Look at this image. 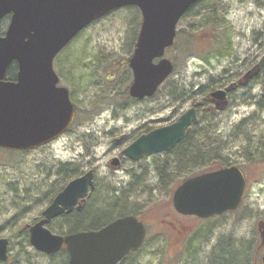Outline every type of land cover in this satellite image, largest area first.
<instances>
[{
	"label": "rangeland",
	"instance_id": "obj_1",
	"mask_svg": "<svg viewBox=\"0 0 264 264\" xmlns=\"http://www.w3.org/2000/svg\"><path fill=\"white\" fill-rule=\"evenodd\" d=\"M195 13L200 15L189 16L177 26V31L186 33L180 43L196 35L189 43L193 53L150 99L130 102L124 97L129 72L123 63L128 64L141 25L135 8L120 9L92 23L56 56L54 72L59 86L70 91L78 120L64 135L38 149L13 154L0 150V238L9 242L8 259L0 264H64L62 254L36 252L19 231L37 221L74 173L77 178L88 171L94 175L95 189L102 193L91 194L86 208H99L109 200L108 192L117 190L118 197L129 196L130 209L145 223L143 247L122 264H227L231 256L237 259L233 264L245 263L247 250L239 248L238 241L254 237L256 222L264 218V161H252L264 152V109L258 110L255 104L264 108V0H203ZM206 17V23L217 22L223 32L222 44L212 51L206 34L214 24L207 25ZM200 32L203 39L198 38ZM175 42L165 53L171 62ZM259 63V80L250 89L236 91L228 111L216 117L206 112L199 118L215 119L212 136L220 143L218 154L245 175L238 211L200 222L180 218L172 209L171 197L160 191L152 157L137 163L123 159L117 170L107 167L112 158H121L120 152L132 140L175 122L220 82L232 88V82ZM190 90L185 102L174 98ZM164 158L160 155L154 165ZM67 164L73 166V174L62 168ZM86 227L81 224L80 230ZM184 227L191 231L181 237L176 231ZM49 228L65 234L70 229L62 217ZM239 254H244L240 262Z\"/></svg>",
	"mask_w": 264,
	"mask_h": 264
},
{
	"label": "water",
	"instance_id": "obj_2",
	"mask_svg": "<svg viewBox=\"0 0 264 264\" xmlns=\"http://www.w3.org/2000/svg\"><path fill=\"white\" fill-rule=\"evenodd\" d=\"M199 0H0V20L10 23L0 37V149L26 152L47 145L70 127L75 109L67 89L58 87L54 58L88 25L109 13L135 7L141 25L128 60L132 99L151 98L170 77L173 65L165 52L173 47L177 25ZM16 62V82H4L8 66ZM231 89V88H229ZM224 91L210 94L224 103ZM196 122L190 109L175 122L137 138L122 154L131 161L167 153L183 141ZM118 165L113 159L111 166ZM91 171L70 181L28 226L29 245L52 256L64 248L67 264H117L143 245L146 229L134 216L107 226L66 236L51 233L48 225L73 211H81L92 192ZM245 178L237 167L206 172L183 181L174 191V210L207 219L235 211L241 204ZM9 242L0 238V263L8 259Z\"/></svg>",
	"mask_w": 264,
	"mask_h": 264
},
{
	"label": "trees",
	"instance_id": "obj_3",
	"mask_svg": "<svg viewBox=\"0 0 264 264\" xmlns=\"http://www.w3.org/2000/svg\"><path fill=\"white\" fill-rule=\"evenodd\" d=\"M202 1L203 0H200L194 7L190 8L184 14L181 20L188 18L189 16L190 17L199 16L200 14L195 13V10L199 9ZM191 13H195V15ZM207 17L204 19L205 23L207 21ZM6 23L7 20L0 22V27H2V29H0L1 33L3 28H5L6 26ZM206 24L207 25L214 24L208 29V34H206V39H207L206 41L209 43V48H210L209 51H212L214 49V46H219L222 44L223 32L221 30V26L217 29L216 26V24L218 25L217 22L212 21L211 23H206ZM191 27L192 25L190 26V28ZM185 34L186 33L183 32L182 29L177 31L175 46L173 50H171V53L175 54V58L173 57L172 59L173 68H174L173 73H177L181 68V66L183 65L186 58H188V56L193 53L190 52L189 43H191L193 37L195 38L196 35L193 36L191 34L188 36V38H185V40H183L182 43H180L179 39ZM203 35L204 33L200 32L198 38L199 39L202 38ZM133 43H132V48L134 49L135 42L133 41ZM178 55L180 56V58L178 57ZM199 59H203L206 61V58H199ZM123 64L125 70H128L129 72L126 81L130 83L131 73L129 71L128 64L127 62ZM258 66L260 70H262L260 63ZM8 73L9 72H7V75H9ZM174 89H176V87H174ZM191 94L192 91L190 90L186 92L182 91L181 93L179 92L178 94H176L177 96L175 97L173 96L174 95L173 93L172 96L177 100H181L180 103H183L186 101V99L184 98H190ZM124 97L126 100L131 102V99L127 94V89L124 91ZM255 104L258 110L264 109L261 103L256 102ZM214 120L215 119H212L211 117H207L206 115H204V117L198 123H196V125L192 126V128L190 129L189 133L187 134V136L183 141L177 144L169 152L162 154L165 158L164 160L159 161V164L154 165L155 160L159 159L160 155L156 157L155 156L152 157L154 162L153 164L154 171L156 173L157 178L159 179V182H161L162 190L160 191L164 192L165 196L170 197L173 191L175 190V188L182 181L190 177L196 176L204 171H207L208 169L226 168L233 166V164H231L228 158H223L218 154L219 153L218 151L220 150V143L219 141H217L216 138L212 136V131L214 128L213 126ZM259 145L261 147L263 146V143L261 144L259 143ZM3 152L8 154L14 153L7 151H3ZM256 157L257 158L252 160L253 162L264 161V152L262 154L258 153ZM62 168H64V170L65 168H67L70 174L74 173V169L71 164L63 165ZM75 174L77 173H74L73 176L76 177L78 174L77 175ZM69 178L71 179V177ZM96 191L97 188L96 189L94 188L91 194L95 193ZM116 192L117 190L109 191L107 196L109 200L106 201L103 199L105 202L104 204L102 203L101 206H99V208L94 207L92 205L87 206L86 208L85 206L86 203H85L81 212L78 213L76 212L74 214L61 216L63 218L64 224H67V226H69L70 228L68 229L67 234H72L77 232L97 231L103 228L104 226L108 225L110 222L114 221L115 219L122 218L125 216H134L136 218H139L138 213L135 211V209H130L129 201H128L129 196L127 195L122 199L116 195ZM99 193L102 192H98V191L96 192V194ZM121 193L122 195H124V192ZM84 223H86L88 227L80 230V225ZM58 228L60 229L61 227ZM51 231L52 233L57 235H62V236L66 235L61 231L58 232H53V230ZM19 233L23 235L24 241L28 243L27 226H22ZM59 253L63 255L64 264H66L65 259L67 261V253L65 252V250H61ZM234 257L231 256V258L227 261V264H233L237 262V259H235ZM242 257L243 256L239 254L238 261L242 260L243 259ZM120 264H122V262ZM241 264H243V262Z\"/></svg>",
	"mask_w": 264,
	"mask_h": 264
},
{
	"label": "flooded vegetation",
	"instance_id": "obj_4",
	"mask_svg": "<svg viewBox=\"0 0 264 264\" xmlns=\"http://www.w3.org/2000/svg\"><path fill=\"white\" fill-rule=\"evenodd\" d=\"M4 20L5 21L7 20V23H6L5 28H3L2 33H1L0 36H4L5 35V32H6L7 27H8V23H9V17H6L2 21H4ZM2 21H0V22H2ZM258 68H259V66H258ZM7 72H9L8 73L9 75H7ZM17 72H18L17 63L16 62L11 63L8 66V68H7L6 72H5V76H4L3 81L4 82H16ZM247 73H244L243 74L244 76H242L240 78H239V75H236V77H238L239 80H237V82L235 81V82L231 83L232 84V88L231 89H228L229 87L228 88L224 87V85H223L224 82H220V84L216 88V90L222 89L225 92L224 103H221L222 101H218V100H215L213 98H210L208 95L213 92V91H211V92L205 94V96H203L204 98H202L201 101L196 102L195 104H193L189 109L194 108L195 113H196V119H197L196 123L199 122V118L201 117L202 113L205 114V112H207L209 115H212V116L215 115V117H216V116L221 115V114L225 113L226 111H228L229 110V106L231 104V103H229V101H232L231 98L232 99L235 98L234 100H236V96L234 95V93L236 91H238L240 88L250 89L252 87V84H254L256 82V80H259L258 77L260 76V68L258 69L257 75H256V72H253V73L250 72L248 75H246ZM216 90H214V91H216ZM222 90H220V91H222ZM67 91H68L70 102H71V104L73 105V107L75 109V114H74V118H73V121H72V124H73L75 119L78 120V116H76V113H77L76 107L74 106V104L71 101V97H72L71 93H70V91L68 89H67ZM233 95H234V98H233ZM140 101H143V100H133V99H131V102H140ZM137 138H135L134 140H136ZM134 140H132V142ZM122 151L120 152V157L121 158H112V160L113 159H117L118 160V165L115 166V167H112L111 166V161L112 160H110L108 162V164H107V167H110V168H112L114 170H117L118 168H121L120 166H121L122 160L123 159L124 160H128V159L124 158V155L122 154ZM141 160H143V159H141ZM141 160H139V161H141ZM128 161H131V160H128ZM139 161H131V163H137ZM241 205H242V203H241ZM239 208L236 211H238ZM236 211H234V212H236ZM234 212H232V213H234ZM226 214H229V213H226ZM176 215L178 217H180V218H183V219L196 220L195 222L203 221V220H200V219H198L197 217H194V216H181L179 214H176ZM224 215H222V216H224ZM219 217H221V216H219ZM213 218H217V217H212L211 219H213ZM190 229H191V227H188V228L184 227V228L179 229L176 232L178 233V235L183 237L189 231H191ZM238 243H239V246H238L239 248H243L245 251L247 250V254H248L247 258L245 257V259H244V254H243V259H244L245 264H264V218L260 219V220H258L256 222V234L254 235V237H251V239H249V240H239ZM240 253L242 254V252H240Z\"/></svg>",
	"mask_w": 264,
	"mask_h": 264
},
{
	"label": "bare ground",
	"instance_id": "obj_5",
	"mask_svg": "<svg viewBox=\"0 0 264 264\" xmlns=\"http://www.w3.org/2000/svg\"><path fill=\"white\" fill-rule=\"evenodd\" d=\"M0 150H2V149H0ZM6 151V150H5ZM7 152H11V151H7ZM26 152H28V151H26ZM15 153V152H14Z\"/></svg>",
	"mask_w": 264,
	"mask_h": 264
}]
</instances>
